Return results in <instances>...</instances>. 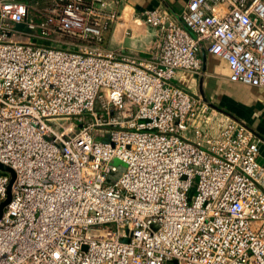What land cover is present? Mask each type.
Here are the masks:
<instances>
[{
    "label": "built area",
    "instance_id": "1",
    "mask_svg": "<svg viewBox=\"0 0 264 264\" xmlns=\"http://www.w3.org/2000/svg\"><path fill=\"white\" fill-rule=\"evenodd\" d=\"M120 18L0 0V264H264L261 139L177 83L204 49L264 88V0L145 11L148 60L106 47Z\"/></svg>",
    "mask_w": 264,
    "mask_h": 264
},
{
    "label": "crops",
    "instance_id": "2",
    "mask_svg": "<svg viewBox=\"0 0 264 264\" xmlns=\"http://www.w3.org/2000/svg\"><path fill=\"white\" fill-rule=\"evenodd\" d=\"M189 0H117L121 18L109 35L106 47L114 52L140 60H148L155 41V31L144 22V12L161 8L181 23V14ZM199 72H181L177 83L193 95L201 97L211 108L245 124L260 139L258 162L264 166V88L229 80V68L223 59L207 50L199 53ZM201 78V80H200Z\"/></svg>",
    "mask_w": 264,
    "mask_h": 264
},
{
    "label": "water",
    "instance_id": "3",
    "mask_svg": "<svg viewBox=\"0 0 264 264\" xmlns=\"http://www.w3.org/2000/svg\"><path fill=\"white\" fill-rule=\"evenodd\" d=\"M16 28L17 29H21V25H17ZM113 164H115L116 166H124V164L118 159H114L113 160ZM0 171L8 173L10 175V181H9V184H8V187H7V192H6V199L3 202L0 203V218H1L2 215H3L4 209L6 208V206L11 201L12 188H13L16 176H15L14 171L10 167L5 166V165H3L1 163H0Z\"/></svg>",
    "mask_w": 264,
    "mask_h": 264
},
{
    "label": "rangeland",
    "instance_id": "4",
    "mask_svg": "<svg viewBox=\"0 0 264 264\" xmlns=\"http://www.w3.org/2000/svg\"><path fill=\"white\" fill-rule=\"evenodd\" d=\"M200 80H201V78H200ZM212 110H214L215 112H217V113H219V114H223L222 112L218 111L217 109H215V108H213V107H212ZM223 115H227V114H223ZM227 116H228V115H227Z\"/></svg>",
    "mask_w": 264,
    "mask_h": 264
}]
</instances>
